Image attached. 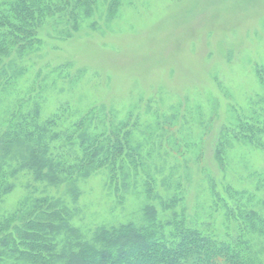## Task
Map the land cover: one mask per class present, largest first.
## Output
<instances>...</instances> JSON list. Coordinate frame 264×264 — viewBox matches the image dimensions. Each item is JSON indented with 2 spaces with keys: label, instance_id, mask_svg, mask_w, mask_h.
<instances>
[{
  "label": "rangeland",
  "instance_id": "1",
  "mask_svg": "<svg viewBox=\"0 0 264 264\" xmlns=\"http://www.w3.org/2000/svg\"><path fill=\"white\" fill-rule=\"evenodd\" d=\"M118 6L113 17L101 2L77 24L63 17L46 24L41 43L16 62L17 77L0 95V120L18 100L34 96L43 117L66 111L64 127L89 112L107 128L125 123L140 148L137 174L126 165L125 188L120 178L110 182L106 167L59 185L22 171L11 178L0 214L49 195L91 237L97 228L141 224L148 183L169 201L180 182L179 212L224 237L228 223L210 208V181L226 196L227 188L255 192L264 177V145L234 144L225 168L215 157L225 126L241 117L264 119V0H119Z\"/></svg>",
  "mask_w": 264,
  "mask_h": 264
},
{
  "label": "trees",
  "instance_id": "2",
  "mask_svg": "<svg viewBox=\"0 0 264 264\" xmlns=\"http://www.w3.org/2000/svg\"><path fill=\"white\" fill-rule=\"evenodd\" d=\"M101 2L108 3L109 17L117 14L119 0H0V95L17 77L16 62L41 43L46 24L60 17L77 24L79 18L92 16ZM9 56L12 60L6 64ZM62 115L43 117L39 101L30 96L2 116L0 203L14 186L11 178L22 171L35 181L59 185L106 167L110 182L119 183L120 178L125 188L130 178L126 165L137 174L143 162L127 124L107 128L103 117L89 112L64 127ZM98 118L100 123L93 125ZM236 143L263 147L264 119L241 117L224 127L215 151L222 168ZM215 184L210 181V208L223 212L228 223L224 237L179 212L185 192L180 182L169 201L148 183L149 203L141 224L97 228L91 237L71 224L70 212L58 199L43 195L25 199L9 215L0 214V264H264V177L255 192L227 188L225 196ZM9 258L12 262L6 261Z\"/></svg>",
  "mask_w": 264,
  "mask_h": 264
}]
</instances>
